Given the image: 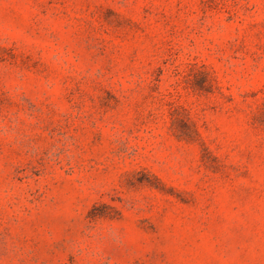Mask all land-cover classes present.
<instances>
[{"label":"rangeland","instance_id":"obj_1","mask_svg":"<svg viewBox=\"0 0 264 264\" xmlns=\"http://www.w3.org/2000/svg\"><path fill=\"white\" fill-rule=\"evenodd\" d=\"M0 264H264V0H0Z\"/></svg>","mask_w":264,"mask_h":264}]
</instances>
